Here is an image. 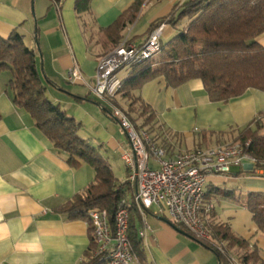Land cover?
I'll return each instance as SVG.
<instances>
[{"label": "crops", "instance_id": "1", "mask_svg": "<svg viewBox=\"0 0 264 264\" xmlns=\"http://www.w3.org/2000/svg\"><path fill=\"white\" fill-rule=\"evenodd\" d=\"M75 1L0 0V35L8 38L18 29L32 48L38 26L44 70L56 84L47 86V97L82 124L81 137L97 147L112 167L111 160L125 161L129 153L125 130L106 115L84 85L74 83L69 88L65 82L73 84L69 72L75 66L85 77L93 76L98 60L109 50L105 38L91 41L89 26L107 28L137 0H92L90 11L81 16L75 11ZM186 1L144 0L137 21L122 32L124 39L143 43L153 22ZM166 30L167 36H174L172 26ZM257 41L264 46V33ZM10 78L0 76V264H83L91 248V226L59 208L82 193L95 180L96 171L86 163L79 167L68 163L67 153L57 149L32 116L14 103L7 85ZM135 94L154 110L160 131L153 135L167 148L168 156L222 143L220 134L243 130L264 112V91L251 88L227 103L212 102L201 79L170 87L159 77ZM252 169L248 164L228 174L209 176L206 202L212 205L214 221L228 224L251 248H259L264 259V234L242 205L251 191L264 192V169ZM126 170L128 176L127 164ZM145 219L151 226L143 237L149 264H220L212 250L167 217L149 210ZM239 252L234 249L231 264H241L236 258Z\"/></svg>", "mask_w": 264, "mask_h": 264}, {"label": "trees", "instance_id": "2", "mask_svg": "<svg viewBox=\"0 0 264 264\" xmlns=\"http://www.w3.org/2000/svg\"><path fill=\"white\" fill-rule=\"evenodd\" d=\"M55 1L60 3L62 0ZM91 2L76 0V13L81 16L90 11ZM143 4L144 0H137L113 24L99 29L110 47L108 51L123 41L122 32L129 24L137 21ZM162 23L175 29L174 36L165 44L161 42V50L154 57L129 67L118 94L130 102L126 111L129 114L135 112L142 119L139 123L137 118L131 117L137 128H146L155 121L156 115L149 105L136 96L135 91L159 77H164L170 87L201 79L212 102L227 103L251 88L264 91V46L257 41L264 33V0H187L176 4L167 16L153 22L149 32ZM35 39L37 43L40 41L38 26ZM5 70L11 72L7 85L8 90L13 92L14 103L32 116L36 127L57 149L67 153L68 163L75 167L86 163L96 171L95 180L82 193L59 208L71 218L87 220L91 226V248L83 264H107L103 253L96 254L90 210L105 209L114 228L116 213L124 199L129 208L128 237L135 264H149L143 238L138 233L142 214L134 202V187L127 180H118L111 164L98 148L81 137L79 132L82 124L64 110L60 103L47 97V86L56 84L47 76L43 61L39 62L36 51L26 45L24 35L18 29L13 30L8 38L0 35V74ZM113 104L119 106V99L113 101ZM102 108L108 117L119 123L109 108L104 105ZM263 120L264 112L251 121L235 139L244 145L250 142L246 152L255 159L251 172L264 169ZM151 128L152 125L147 127L153 134L155 129ZM205 199H210L209 193ZM242 205L252 213L253 221L264 234V192L251 191ZM210 214L207 225L212 240L197 238L186 227L176 226L212 250L220 264H231L235 248L241 250L236 255L241 264H264L259 248H251L249 242L235 234L228 224L214 221L213 210Z\"/></svg>", "mask_w": 264, "mask_h": 264}, {"label": "built area", "instance_id": "3", "mask_svg": "<svg viewBox=\"0 0 264 264\" xmlns=\"http://www.w3.org/2000/svg\"><path fill=\"white\" fill-rule=\"evenodd\" d=\"M166 27V23L157 26L141 44L125 38L103 55L98 60L94 84L77 66L71 68L69 79L84 84L100 100L109 104L111 113L128 136L130 148L125 157L127 181L135 189L134 202L143 216L139 236L143 238L151 230L145 213L156 207L155 213L167 217L174 225L186 227L197 238L212 240L207 225V212L212 205L205 199L208 177L228 174L233 167L245 168L248 164L253 167L255 159L246 152L250 142L244 145L233 140L168 156L167 148L147 128H137L130 114L113 104L122 86L120 71L159 53ZM89 216L97 245L96 254L103 253L107 264H135L128 237L129 208L126 200L121 202L116 213L114 228L105 209H92ZM231 260L234 262L235 259Z\"/></svg>", "mask_w": 264, "mask_h": 264}, {"label": "rangeland", "instance_id": "4", "mask_svg": "<svg viewBox=\"0 0 264 264\" xmlns=\"http://www.w3.org/2000/svg\"><path fill=\"white\" fill-rule=\"evenodd\" d=\"M169 28H171V27H169ZM166 32H167V30L165 29L164 30V34H163V37H162V43L163 44H165V43H167L173 36H167V34H166ZM87 34H88V37L89 38H91V41L93 40V41H97V40H103L102 38H104V36H103V34L102 33H100V31L99 30H97L94 26H89V29H88V31H87ZM174 34H175V31H174ZM40 39V38H39ZM24 40H25V42H26V40L27 39H25L24 38ZM29 41V40H28ZM35 41V43H36V46L35 47H32V49H34L35 51H36V53H37V55H38V60H39V62H40V60H42V57H41V54H42V51H41V45H40V41H38V43L36 42V39L34 40ZM104 42H106V41H104ZM104 45L105 46H107L108 47V45L106 44V43H104ZM110 48V47H109ZM109 52V51H108ZM107 52V53H108ZM106 54V53H105ZM104 54V55H105ZM40 55V56H39ZM96 70H97V67H96V69H95V73H94V75L93 76H91L90 78H89V81L92 83V84H94V82H95V74H96ZM129 71V68H124V69H122L121 71H120V75H126L127 74V72ZM83 73V72H82ZM0 76H11V72L10 71H8V70H5V71H3V72H1V74H0ZM70 80V79H69ZM71 81V80H70ZM73 84H71V83H68V82H65V85H66V87H69V88H71V87H74L75 85H74V83H79V82H72ZM80 84H82V83H80ZM82 85H84V84H82ZM85 86V85H84ZM81 88H83V87H81ZM85 88L88 90V92L90 93V94H92L94 97H95V99L97 100V101H99L100 103H103L102 105H104L105 107H107V108H109L110 110H111V106L109 105V104H107L106 102H104V101H102V100H100L96 95H94L90 90H89V88L87 87V86H85ZM77 89H80V87H78ZM84 89V88H83ZM47 96L48 97H50V95H49V93L47 94ZM120 97H119V95H118V97H117V99H119ZM121 99V101H120V104H119V106L122 108V109H124V110H126V109H128V107H129V102H127V101H125L124 99H122V98H120ZM123 100V101H122ZM135 112H132L131 114H130V117H134V118H137L138 119V121H139V123H141L142 121H141V119L140 118H138L137 116H136V114H134ZM263 122H264V120H263ZM150 125H152V127L155 129V132H153V133H156L157 131V125H156V123H155V121H152L151 123H150ZM150 125H148L147 127H149L150 128ZM121 127V126H120ZM146 127V128H147ZM122 128V127H121ZM153 128H151V129H153ZM242 130H239L238 131V128H236V130H231V131H227V132H224V133H222V134H220V136H222L223 135V138L220 140L222 143H226V142H229V141H233L234 140V138L236 139L237 138V136L240 134V132H241ZM158 134V133H157ZM157 136V135H156ZM220 138V137H219ZM212 146H214V145H212ZM112 161V169H113V172H114V174H115V176L118 178V180L119 181H121V182H123V181H126L127 180V170H126V164H125V161H123V160H121L120 158L119 159H115V162L113 161V160H111ZM234 169H236V168H240V167H233ZM151 211H153L154 213H155V211H156V207H153L152 209H151ZM234 252V251H233Z\"/></svg>", "mask_w": 264, "mask_h": 264}]
</instances>
